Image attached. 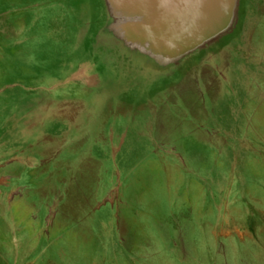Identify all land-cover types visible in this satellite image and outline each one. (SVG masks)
I'll return each mask as SVG.
<instances>
[{
    "label": "rangeland",
    "instance_id": "374dc122",
    "mask_svg": "<svg viewBox=\"0 0 264 264\" xmlns=\"http://www.w3.org/2000/svg\"><path fill=\"white\" fill-rule=\"evenodd\" d=\"M105 12L0 0V264H264V0L184 64Z\"/></svg>",
    "mask_w": 264,
    "mask_h": 264
},
{
    "label": "crops",
    "instance_id": "0c3cea01",
    "mask_svg": "<svg viewBox=\"0 0 264 264\" xmlns=\"http://www.w3.org/2000/svg\"><path fill=\"white\" fill-rule=\"evenodd\" d=\"M99 45L118 63L184 64L237 27L241 0H104ZM210 48V49H209ZM142 60V61H141ZM139 62V61H138ZM86 81L94 77L83 75ZM96 79H100L99 76Z\"/></svg>",
    "mask_w": 264,
    "mask_h": 264
}]
</instances>
